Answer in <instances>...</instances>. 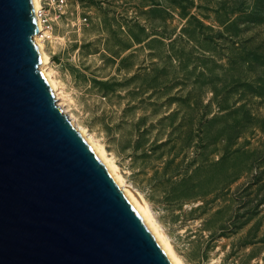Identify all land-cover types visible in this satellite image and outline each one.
<instances>
[{"label": "rangeland", "instance_id": "374dc122", "mask_svg": "<svg viewBox=\"0 0 264 264\" xmlns=\"http://www.w3.org/2000/svg\"><path fill=\"white\" fill-rule=\"evenodd\" d=\"M42 2L66 109L180 257L264 264V0Z\"/></svg>", "mask_w": 264, "mask_h": 264}, {"label": "water", "instance_id": "95a60500", "mask_svg": "<svg viewBox=\"0 0 264 264\" xmlns=\"http://www.w3.org/2000/svg\"><path fill=\"white\" fill-rule=\"evenodd\" d=\"M28 0H0V264H175L39 68Z\"/></svg>", "mask_w": 264, "mask_h": 264}, {"label": "bare ground", "instance_id": "6f19581e", "mask_svg": "<svg viewBox=\"0 0 264 264\" xmlns=\"http://www.w3.org/2000/svg\"><path fill=\"white\" fill-rule=\"evenodd\" d=\"M29 6L31 8L38 32L33 33V40L36 45V49L38 52L39 57V68L42 70V72L47 77L49 84L51 85L52 91L54 93L55 99L57 101V105L60 106L64 112L69 116V118L75 123L76 127L83 132V134L87 137V139L90 141L94 149L97 151L99 156L102 158V160L108 165L111 172L119 182L120 186L124 190V192L132 197L137 205L140 207L142 212L145 214L149 222L152 224L154 229L156 230L160 240L162 241L164 247L166 248L167 252L169 253L170 257L172 258L173 262L175 264H186V262L180 257V255L175 250V247L173 246V243L169 237V235L166 233L164 227L160 223V221L157 219L151 205L145 198V196L138 191L135 187H133L131 184H128L125 177L123 176L120 167L117 165L114 158L110 157L105 146L87 129H85L83 126H81L77 119L74 117L73 114L69 113V110L66 109L64 100L68 99V96L65 94V92L61 89V86L59 84V81L55 77V72L51 68V57L45 50V44H44V38L45 37H52V34L49 30L46 29L41 17H40V10L43 8V2L42 0H28Z\"/></svg>", "mask_w": 264, "mask_h": 264}, {"label": "built area", "instance_id": "2783aa9c", "mask_svg": "<svg viewBox=\"0 0 264 264\" xmlns=\"http://www.w3.org/2000/svg\"><path fill=\"white\" fill-rule=\"evenodd\" d=\"M44 1V0H43ZM61 1V6H63V4H64V2H65V0H60ZM60 6V5H59ZM40 17H41V19H42V21H43V23H44V25L47 27V28H51L52 27V25H51V17H50V14H48V12L46 11V9L44 8V6H43V8H41V10H40ZM85 21H86V19H85Z\"/></svg>", "mask_w": 264, "mask_h": 264}]
</instances>
